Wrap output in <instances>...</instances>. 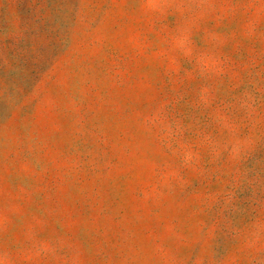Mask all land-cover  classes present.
<instances>
[{"label": "rangeland", "instance_id": "1", "mask_svg": "<svg viewBox=\"0 0 264 264\" xmlns=\"http://www.w3.org/2000/svg\"><path fill=\"white\" fill-rule=\"evenodd\" d=\"M0 264H264V0H0Z\"/></svg>", "mask_w": 264, "mask_h": 264}]
</instances>
